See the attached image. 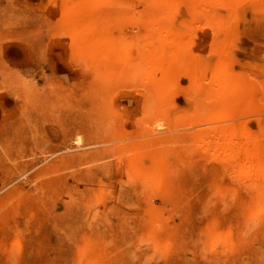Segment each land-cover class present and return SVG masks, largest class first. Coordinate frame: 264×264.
Listing matches in <instances>:
<instances>
[{
  "label": "rangeland",
  "instance_id": "rangeland-1",
  "mask_svg": "<svg viewBox=\"0 0 264 264\" xmlns=\"http://www.w3.org/2000/svg\"><path fill=\"white\" fill-rule=\"evenodd\" d=\"M0 264H264V0H0Z\"/></svg>",
  "mask_w": 264,
  "mask_h": 264
},
{
  "label": "bare ground",
  "instance_id": "bare-ground-1",
  "mask_svg": "<svg viewBox=\"0 0 264 264\" xmlns=\"http://www.w3.org/2000/svg\"><path fill=\"white\" fill-rule=\"evenodd\" d=\"M198 1H199V0H198ZM233 2H234V1H233ZM157 3H158V2H157ZM157 3H156V4H157ZM162 4H163V1H162ZM193 4H194V5H197L196 3H193ZM193 4H192V5H193ZM198 4H199V3H198ZM164 5H165V4H164ZM164 5H163V6H164ZM173 5H174V4H173ZM159 6H160V5H158V7H159ZM161 8H162V7H161ZM161 8H160V9H161ZM163 9H164V7H163ZM157 10H159V8H158ZM204 12H205V11H204ZM206 12H207V10H206ZM164 13H165V12H164ZM159 14H161V13H159ZM162 14H163V13H162ZM162 14H161V15H162ZM209 15H211V16L208 17V18H212V17H213L212 14H209ZM206 16H207V15H206ZM206 16H205V17H206ZM195 17H197V16H195ZM208 18H207V19H208ZM199 19H200V18H199ZM205 19H206V18H205ZM212 19H213V18H212ZM194 20H195V19H194ZM197 20H198V19H197ZM208 20H209V19H208ZM213 20H215V19H213ZM204 22H206V21H204ZM207 22H208V21H207ZM207 22H206V23H207ZM196 26H197V25H196ZM178 42H179V41H178ZM107 44H108V43H107ZM175 44H176V43H175ZM175 44H173V45H175ZM104 45H105V44H104ZM86 47H87V46H86ZM107 47H108V46H107ZM81 48H82V49H86L85 46H84V47H81ZM87 48H88V47H87ZM147 48H148V46H147ZM88 49H89V48H88ZM85 51H86V50H85ZM87 54H88V53H87ZM89 54H90V49H89ZM89 54H88V55H89ZM148 54H149V53H148ZM147 60H148V59H147ZM148 61H149V60H148ZM153 62H154V61H153ZM147 65H150V64L147 63ZM217 72H218V71H217ZM216 76L219 77V78H222V72L219 71V72H218V75L216 74ZM221 88H222V86H221V83H220L219 86H218V90H217L216 95H218V94L221 93ZM226 136H227V134H226ZM224 138H225V137H224ZM232 152H233V151H232ZM234 153H235V152H234ZM242 168H243V167H242ZM237 169H238V167H237ZM257 169H258V168H257ZM261 169H262V168H261ZM238 170H239V169H238ZM238 170H237V171H238ZM250 170H251V169H250ZM239 171H240V170H239ZM246 171H247V170H246ZM257 171H258V170H257ZM235 172H236V171H235ZM247 172H248V171H247ZM251 172H252V171H251ZM248 173H249V172H248ZM248 175H249V174H248ZM145 176H146V175H145ZM251 176H252V175H251ZM261 203H262V202H261Z\"/></svg>",
  "mask_w": 264,
  "mask_h": 264
}]
</instances>
